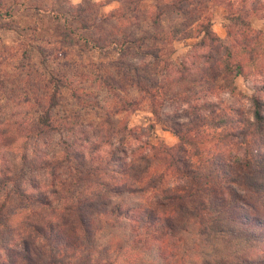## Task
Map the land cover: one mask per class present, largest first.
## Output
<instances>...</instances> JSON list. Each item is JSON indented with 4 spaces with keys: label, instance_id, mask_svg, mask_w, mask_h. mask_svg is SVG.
I'll return each mask as SVG.
<instances>
[{
    "label": "clouds",
    "instance_id": "clouds-1",
    "mask_svg": "<svg viewBox=\"0 0 264 264\" xmlns=\"http://www.w3.org/2000/svg\"><path fill=\"white\" fill-rule=\"evenodd\" d=\"M0 264H264V0H0Z\"/></svg>",
    "mask_w": 264,
    "mask_h": 264
}]
</instances>
